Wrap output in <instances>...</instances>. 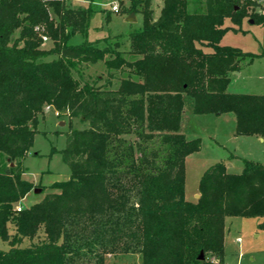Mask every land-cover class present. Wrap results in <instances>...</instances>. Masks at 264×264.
Returning <instances> with one entry per match:
<instances>
[{
    "label": "trees",
    "instance_id": "obj_1",
    "mask_svg": "<svg viewBox=\"0 0 264 264\" xmlns=\"http://www.w3.org/2000/svg\"><path fill=\"white\" fill-rule=\"evenodd\" d=\"M128 1L143 24L123 52L107 43L119 36L70 44L86 38L91 5L0 0V239L10 246L0 264H104L116 254H138L142 264H223L226 218L259 217L264 229V165L243 160L230 174L213 164L188 201L185 159L201 142L179 132L187 96L194 114L231 113L235 135L264 139V96L227 93L240 61L256 56L220 45L224 21L238 24L264 0L193 1L192 12L189 0H162L156 20L154 0ZM99 62L111 79L84 81L82 67ZM44 106L87 127L65 133L69 178L17 211L35 189L22 162ZM24 240L30 245L20 247Z\"/></svg>",
    "mask_w": 264,
    "mask_h": 264
},
{
    "label": "rangeland",
    "instance_id": "obj_2",
    "mask_svg": "<svg viewBox=\"0 0 264 264\" xmlns=\"http://www.w3.org/2000/svg\"><path fill=\"white\" fill-rule=\"evenodd\" d=\"M193 1L203 2L204 0H189V12L197 7L194 3L192 4ZM259 2L263 3L262 0ZM66 3L73 9H86L91 5V8L95 10L89 21L86 38L76 35L71 39V45H79L85 40L96 42L108 36H119L121 39H110L107 43H110L112 47L117 43L118 51L127 52L128 35L142 28L143 17L141 14L134 15L135 21H127L131 15L128 12V0H66ZM114 5L120 8L118 13L111 12V6ZM161 8L162 0L152 1L150 9L153 13V20L158 18ZM261 15L264 14L260 8H255L249 9L247 16L242 18L238 24L228 19L224 21L223 28H228V30L222 36L220 45L256 56L252 63H249L248 60L240 61L238 71L233 72L230 76L227 93L264 96V56H261L264 54V22L261 23L256 19ZM255 19L256 22H254ZM17 36L18 31L14 33L11 41ZM51 45L49 40H43L42 48L50 49ZM104 45V43H100L98 47L103 48ZM125 58L130 59L127 55ZM74 76L77 77L75 74ZM81 76L84 81L89 82L101 79L99 85L111 79L108 77L103 62L84 65L81 69ZM118 78V75L113 78L111 82L113 88L118 86ZM183 98L182 132L188 140L199 139L201 142L200 150L185 159L186 200H196L199 179L203 172L213 164H224L230 174L242 172L243 160L264 165V141L261 142L260 138L256 136L235 135L233 114L196 115L193 113L192 99L187 96ZM38 120L37 133L34 136L32 147L22 162L24 168L22 179L33 184L35 189L41 190V193H34L33 189L28 198L18 204L22 209L33 205V203H29L32 200L40 202L46 194L54 193L51 186L69 178L70 171L62 162L60 154L66 144L65 133L69 131V128L82 130L87 127L79 119H69L64 113H58L48 106L43 107V112L38 115ZM131 139L134 137L132 136ZM256 218L228 217L225 219V226L226 229H232V232L236 231L243 242L248 239L256 242L258 240L255 234L263 230L259 229L258 231V224L262 221L252 222ZM248 231L250 232L247 234ZM8 233H13L10 225H8ZM29 245L30 242L24 240L20 247ZM9 248V244L0 239V250L7 251ZM258 255L264 261V252ZM104 264H142V260L138 254H116L105 256Z\"/></svg>",
    "mask_w": 264,
    "mask_h": 264
},
{
    "label": "crops",
    "instance_id": "obj_3",
    "mask_svg": "<svg viewBox=\"0 0 264 264\" xmlns=\"http://www.w3.org/2000/svg\"><path fill=\"white\" fill-rule=\"evenodd\" d=\"M182 128H183V119L181 116V124L179 131L180 133L183 134ZM260 141L263 142L264 139L260 138ZM29 194H27L25 198L22 199L20 202L26 200ZM196 195H198V193ZM29 203L35 204L38 202H36V200L35 201L32 200ZM18 204L16 205V208L22 209V207ZM260 221H262V219L256 218L253 219L252 222L259 223ZM248 230H252V229H248ZM249 232L250 231H248L247 234ZM255 237L258 240L256 242L251 241V239H248L246 242H243L242 238H240V236L236 231L233 230L232 232V229H226L224 222L223 262H225L226 264H264V261L260 259V256L258 255L259 253L264 252V229L260 230L258 234L256 233ZM249 258L250 260H248Z\"/></svg>",
    "mask_w": 264,
    "mask_h": 264
},
{
    "label": "water",
    "instance_id": "obj_4",
    "mask_svg": "<svg viewBox=\"0 0 264 264\" xmlns=\"http://www.w3.org/2000/svg\"><path fill=\"white\" fill-rule=\"evenodd\" d=\"M127 21H128V22H133V21H135V19H134V14H131L130 17L127 19ZM34 193H41V190L34 189ZM195 199H198V196H196ZM198 259H199V260H202V259H203V256H202L201 253H200Z\"/></svg>",
    "mask_w": 264,
    "mask_h": 264
},
{
    "label": "built area",
    "instance_id": "obj_5",
    "mask_svg": "<svg viewBox=\"0 0 264 264\" xmlns=\"http://www.w3.org/2000/svg\"><path fill=\"white\" fill-rule=\"evenodd\" d=\"M118 6L117 5H114V6H111V12L113 13H117L118 12ZM262 14H264V9L260 8ZM46 39H44L45 41ZM17 211H20L21 209L20 208H16ZM239 241V240H238Z\"/></svg>",
    "mask_w": 264,
    "mask_h": 264
}]
</instances>
